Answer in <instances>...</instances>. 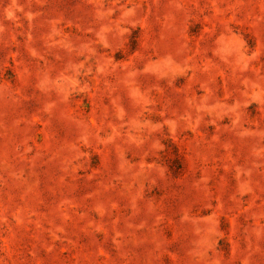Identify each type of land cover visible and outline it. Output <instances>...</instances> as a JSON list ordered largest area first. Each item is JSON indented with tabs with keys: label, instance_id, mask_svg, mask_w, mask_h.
I'll use <instances>...</instances> for the list:
<instances>
[{
	"label": "rangeland",
	"instance_id": "1",
	"mask_svg": "<svg viewBox=\"0 0 264 264\" xmlns=\"http://www.w3.org/2000/svg\"><path fill=\"white\" fill-rule=\"evenodd\" d=\"M0 264H264V0H0Z\"/></svg>",
	"mask_w": 264,
	"mask_h": 264
}]
</instances>
